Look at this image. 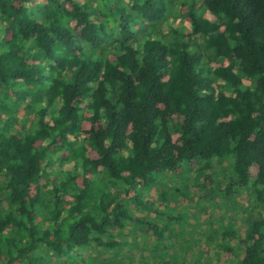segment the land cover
<instances>
[{
    "label": "trees",
    "instance_id": "trees-1",
    "mask_svg": "<svg viewBox=\"0 0 264 264\" xmlns=\"http://www.w3.org/2000/svg\"><path fill=\"white\" fill-rule=\"evenodd\" d=\"M225 165L264 206V0H0V264H183L140 193Z\"/></svg>",
    "mask_w": 264,
    "mask_h": 264
},
{
    "label": "rangeland",
    "instance_id": "rangeland-1",
    "mask_svg": "<svg viewBox=\"0 0 264 264\" xmlns=\"http://www.w3.org/2000/svg\"><path fill=\"white\" fill-rule=\"evenodd\" d=\"M193 174L182 171L159 178V186L141 191L148 208L136 214L160 227L161 240L174 247H165L163 256H177L183 264H222L214 257L218 247L235 249L251 222L264 217V206L255 203L252 182L245 187L231 184L227 165L213 174L216 181L206 189L196 187ZM156 188L166 190L163 197ZM235 255L228 264H235Z\"/></svg>",
    "mask_w": 264,
    "mask_h": 264
}]
</instances>
